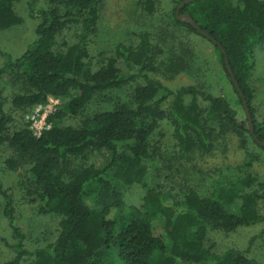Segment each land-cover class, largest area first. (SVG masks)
<instances>
[{"label":"trees","instance_id":"trees-1","mask_svg":"<svg viewBox=\"0 0 264 264\" xmlns=\"http://www.w3.org/2000/svg\"><path fill=\"white\" fill-rule=\"evenodd\" d=\"M17 1L0 0V32L21 23ZM40 1L28 2L37 38L18 58L0 48L5 60L0 68V159L9 150L29 167L28 195L41 215L59 219L60 230L53 243L27 250L12 191L0 176L2 213L15 240L14 255L4 264H23L26 258L30 264H259L248 252L261 234L249 241L246 251L222 253L215 252L208 235L264 223V183L249 173L261 161L250 143L264 148L254 139L264 142V122L256 120L251 85L255 53L264 47V1L196 0L180 10L218 43L205 38L215 47L240 108L202 88L167 87L156 77L179 74L183 59L159 49L148 33L139 34L136 45L119 44L95 61L89 46L106 0H49L45 7ZM183 1H174L168 26L173 32L199 35L177 19ZM142 4L149 15L157 11V0ZM72 27L78 28L77 40L60 44V35ZM8 75L26 85V93L12 100L17 108L32 111L48 105L50 98L65 100L49 115L50 128L41 136L33 135L29 122L15 133L9 131L2 85ZM128 87L133 91L127 101L84 117L77 126L63 125L67 118L80 117L96 96ZM164 121L173 128L179 157L210 154L218 141L234 133L241 137L247 158L233 174L216 172L208 194L190 190L172 201L157 182L163 157L157 137ZM16 162L7 160L5 165L16 170ZM133 186L146 191L140 207L124 202Z\"/></svg>","mask_w":264,"mask_h":264},{"label":"rangeland","instance_id":"rangeland-1","mask_svg":"<svg viewBox=\"0 0 264 264\" xmlns=\"http://www.w3.org/2000/svg\"><path fill=\"white\" fill-rule=\"evenodd\" d=\"M49 0H41L40 5L46 6ZM175 0H157V11L149 15L144 10L142 0H106L101 12V21L97 35L90 43V51L95 61H100L109 56L119 44L136 45L138 35L148 33L154 44L169 54L173 52L175 57L182 58L180 73L168 78L164 75L156 77L171 90L181 87L194 86L203 89L209 94L226 98L233 107L240 108L237 103V95L233 91L224 70L219 64V57L215 47L204 37L188 33L186 30L173 32L168 26V16L174 8ZM264 1V0H263ZM29 0H18L15 4V12L21 19V23L9 30L0 32V48L13 58L20 57L27 47L37 38L35 33L36 22L29 15ZM78 28L72 27L66 30L58 38L59 43L73 44L77 38ZM184 45V46H182ZM164 58V57H163ZM0 57V68L4 64ZM4 97L7 103L5 111L11 118L9 131L15 133L24 127L31 110L17 108L12 100L26 93V85L23 79L17 76H5L3 80ZM254 90V107L256 120L264 122V47L258 48L255 53V68L251 78ZM132 87L118 91H110L96 96L84 109L80 117L67 118L63 121L65 126H77L84 117L92 116L98 112L112 109L118 103H123L131 98ZM67 101V100H66ZM65 100L49 99V104L54 111ZM200 104H205L201 101ZM160 137H157L162 147V160L157 171V182L165 191L168 199L179 200L184 192L196 190L202 195L208 194L211 188L210 178L216 172H223L227 176L237 170L246 160L247 154L241 148V137L238 134L229 133L215 145L210 154L193 153L188 157H179V150L173 138V128L164 121L160 128ZM264 143V142H263ZM249 147L255 151L261 161L254 163L249 173L257 178L259 183H264V148H258L250 143ZM263 147V146H262ZM7 160H16L17 169L11 170L6 165ZM103 160L98 158V163ZM0 176L6 188L13 194V204L18 218V224L25 235V248L33 251L53 243L59 233V219L53 216L41 215L37 209V203H33L28 195L31 188L29 182L28 166L9 150L1 155ZM235 173V172H234ZM233 174V173H232ZM245 176L246 174H240ZM146 191L141 186H133L126 190L124 202L127 206L140 207ZM3 204L0 200V264H4L13 257L11 246L15 243L11 230L3 216ZM264 208V207H263ZM264 210V209H263ZM264 213V211H263ZM263 233V234H262ZM261 236L255 241L248 252L250 258L259 264H264V223L243 227L232 233L214 231L209 233V240L214 245L217 253L228 249L246 251L249 241ZM31 259L26 258L23 264H30Z\"/></svg>","mask_w":264,"mask_h":264},{"label":"water","instance_id":"water-1","mask_svg":"<svg viewBox=\"0 0 264 264\" xmlns=\"http://www.w3.org/2000/svg\"><path fill=\"white\" fill-rule=\"evenodd\" d=\"M194 1H196V0H184V1H183V2L177 7L176 15H177V19H178V21H180V22H184V23H186V24H189L192 28H194V29L197 31V33H198L199 35H201V36L204 37V38H207V39H208L210 42H212L213 44L218 45V43H217L214 39H212L211 37L207 36V35H206V34H205V33L199 28V26L195 23V21H193V19H192L189 15H187V14L180 15V10H181L182 8H184L186 5H188V4H190V3L194 2ZM222 51H223V53L225 54L224 50H222ZM226 67H227V70H228L229 74L231 75V78H232V81H233V83H234V85H235V88L237 89V91L239 92L240 96L242 97L243 102H244V105H245V107H246V103H245V101H244V97H243L242 93L240 92L239 85H238V83L236 82V80H235V78H234V76H233L232 70H231V68H230V66H229V62H228L227 59H226ZM246 110H247V112H248L247 107H246ZM249 130H250V132H251L252 134H254L253 122H252V119H251L250 117H249ZM254 139L258 142L259 145H261V146L264 147V143H263V142L258 141V140L256 139V137H254Z\"/></svg>","mask_w":264,"mask_h":264},{"label":"built area","instance_id":"built-area-1","mask_svg":"<svg viewBox=\"0 0 264 264\" xmlns=\"http://www.w3.org/2000/svg\"><path fill=\"white\" fill-rule=\"evenodd\" d=\"M54 112L51 104L44 107H37L27 116V121L30 123V129L36 137L41 136L42 132L49 129L48 117Z\"/></svg>","mask_w":264,"mask_h":264}]
</instances>
